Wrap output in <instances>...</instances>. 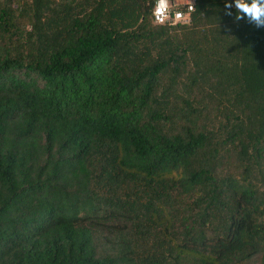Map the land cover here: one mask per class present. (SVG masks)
<instances>
[{"label":"trees","instance_id":"obj_1","mask_svg":"<svg viewBox=\"0 0 264 264\" xmlns=\"http://www.w3.org/2000/svg\"><path fill=\"white\" fill-rule=\"evenodd\" d=\"M196 0H0V264H264V27Z\"/></svg>","mask_w":264,"mask_h":264},{"label":"built area","instance_id":"obj_2","mask_svg":"<svg viewBox=\"0 0 264 264\" xmlns=\"http://www.w3.org/2000/svg\"><path fill=\"white\" fill-rule=\"evenodd\" d=\"M195 4L196 0H156L154 22L157 25L188 24Z\"/></svg>","mask_w":264,"mask_h":264},{"label":"clouds","instance_id":"obj_3","mask_svg":"<svg viewBox=\"0 0 264 264\" xmlns=\"http://www.w3.org/2000/svg\"><path fill=\"white\" fill-rule=\"evenodd\" d=\"M233 7L236 10L235 21L246 19L257 28L264 27V0H234V3L225 4V14L232 16Z\"/></svg>","mask_w":264,"mask_h":264},{"label":"rangeland","instance_id":"obj_4","mask_svg":"<svg viewBox=\"0 0 264 264\" xmlns=\"http://www.w3.org/2000/svg\"><path fill=\"white\" fill-rule=\"evenodd\" d=\"M250 264H262L261 258L256 257Z\"/></svg>","mask_w":264,"mask_h":264}]
</instances>
